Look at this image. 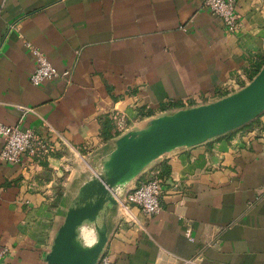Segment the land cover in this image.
Wrapping results in <instances>:
<instances>
[{
    "label": "crops",
    "instance_id": "1",
    "mask_svg": "<svg viewBox=\"0 0 264 264\" xmlns=\"http://www.w3.org/2000/svg\"><path fill=\"white\" fill-rule=\"evenodd\" d=\"M201 2L0 0V121L38 132L50 125L86 160L61 149L38 161L0 159V249H8L0 264H48L67 212L92 180L88 164L103 170L123 136L112 115L142 130L257 75L264 0L237 1L242 23L233 33ZM26 41L60 77L31 83L36 62ZM155 163L165 177L162 209L147 218L134 207L139 222L131 223L107 205L78 227L82 245H95L105 226L103 251L116 264H264V113Z\"/></svg>",
    "mask_w": 264,
    "mask_h": 264
},
{
    "label": "water",
    "instance_id": "2",
    "mask_svg": "<svg viewBox=\"0 0 264 264\" xmlns=\"http://www.w3.org/2000/svg\"><path fill=\"white\" fill-rule=\"evenodd\" d=\"M263 113L264 65L250 83L227 97L155 118L147 128L124 134L99 177L91 176L78 202L67 212L48 264H97L107 243L106 227H98L99 239L91 247L78 240V227L84 221L95 222L107 205L117 204L111 190L130 183L172 149L233 131Z\"/></svg>",
    "mask_w": 264,
    "mask_h": 264
},
{
    "label": "built area",
    "instance_id": "3",
    "mask_svg": "<svg viewBox=\"0 0 264 264\" xmlns=\"http://www.w3.org/2000/svg\"><path fill=\"white\" fill-rule=\"evenodd\" d=\"M237 1L202 0L201 5L204 9H208L212 14L220 17L226 30L233 33L240 29L242 23L241 14L237 8ZM25 44L35 56L36 65L30 75L32 84L39 86L48 80L60 77L61 73L57 67L52 64L50 59L38 47L27 41ZM112 119L115 122L117 130L122 135L137 130L140 124V121L124 113H116L112 115ZM57 149L65 150L69 157L73 159L79 157L86 163L85 154H82L81 149L73 145L62 134L55 133V130L50 125L48 132H38L35 129H23L19 126L7 125L0 121V159L4 162H21L24 154L37 161L47 159ZM155 161L142 171L143 175L140 179H134L126 185L124 194L119 188L111 190L112 195L117 201L122 220L131 223L139 222L133 212L134 207H137L147 218H152L162 209L161 199L165 177L162 175ZM88 172L98 177L100 174V171L94 169L89 164ZM7 253V248L0 249V263ZM201 259L188 262H199ZM97 264L116 263L111 259L109 252L103 251Z\"/></svg>",
    "mask_w": 264,
    "mask_h": 264
}]
</instances>
